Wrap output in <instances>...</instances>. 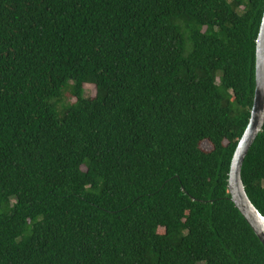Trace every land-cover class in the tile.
Returning <instances> with one entry per match:
<instances>
[{"label":"trees","instance_id":"obj_1","mask_svg":"<svg viewBox=\"0 0 264 264\" xmlns=\"http://www.w3.org/2000/svg\"><path fill=\"white\" fill-rule=\"evenodd\" d=\"M263 13L0 0V264H264L227 189ZM240 177L264 217V123Z\"/></svg>","mask_w":264,"mask_h":264},{"label":"water","instance_id":"obj_2","mask_svg":"<svg viewBox=\"0 0 264 264\" xmlns=\"http://www.w3.org/2000/svg\"><path fill=\"white\" fill-rule=\"evenodd\" d=\"M264 123V13L255 45V87L250 118L230 163L227 189L230 201L264 247V217L248 200L240 172L244 158Z\"/></svg>","mask_w":264,"mask_h":264},{"label":"rangeland","instance_id":"obj_3","mask_svg":"<svg viewBox=\"0 0 264 264\" xmlns=\"http://www.w3.org/2000/svg\"><path fill=\"white\" fill-rule=\"evenodd\" d=\"M85 89L88 92V94L93 95L94 91H93V88L91 86H85ZM70 101H72V100L70 99ZM201 147L204 150H209L210 149V147L206 143H202Z\"/></svg>","mask_w":264,"mask_h":264}]
</instances>
